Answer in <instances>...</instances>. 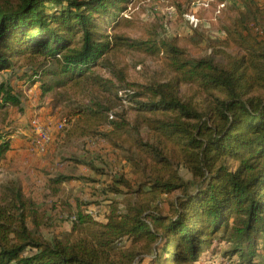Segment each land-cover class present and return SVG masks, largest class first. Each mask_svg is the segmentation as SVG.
<instances>
[{"label":"trees","instance_id":"obj_1","mask_svg":"<svg viewBox=\"0 0 264 264\" xmlns=\"http://www.w3.org/2000/svg\"><path fill=\"white\" fill-rule=\"evenodd\" d=\"M229 1L237 14L222 9L212 37L164 35L126 15L135 0H0V72L43 94L87 92L69 135L101 136L131 166L114 180L125 190L110 186L122 200L102 220L77 213L63 235L46 236L36 201L4 186L0 264H204L219 252L264 264V0ZM129 53L134 80L112 59ZM20 91L1 81L0 108L20 106ZM13 132H0V158Z\"/></svg>","mask_w":264,"mask_h":264},{"label":"rangeland","instance_id":"obj_2","mask_svg":"<svg viewBox=\"0 0 264 264\" xmlns=\"http://www.w3.org/2000/svg\"><path fill=\"white\" fill-rule=\"evenodd\" d=\"M224 1L227 2L224 11L231 15L237 14L232 7L233 1ZM220 2L135 0L128 7L127 14L137 16L143 24L148 27L151 25L152 29H157L164 35L186 34L191 32L192 27H199L209 36L217 37L221 34L217 22H224L223 15L217 14ZM178 5L183 11L182 15ZM186 8L190 13L185 11ZM192 15L195 16L194 20ZM262 26L264 27V21ZM112 59L122 65L128 63L131 66L130 80L141 76L139 55L120 54ZM146 62L153 69L156 67L154 60L147 59ZM10 79L16 89L21 90L22 98L20 106L8 105L0 108V132L14 131L16 140L14 147L0 158V198L5 193L4 186L21 187L25 195L36 201L41 214L44 213L46 224L43 230L48 237L69 232L79 212L102 220L109 211L111 200L123 198V194L110 191V186L117 184L125 190L114 180L122 175L129 178L131 166L124 159L123 153L111 147L103 137L75 138L69 135L76 119L74 108L87 101V92L55 88L43 94L40 85L29 86L28 83L15 80L9 71L0 72V82ZM61 122L66 124L62 129L58 127ZM18 126L21 129L17 131L15 128ZM38 127L51 132V141L43 150L29 141L36 137ZM23 132L28 133V136L23 137ZM92 166L103 173H98ZM183 174L190 177L185 170ZM59 175L71 179L57 188L51 187L50 178ZM232 263L224 260L221 252L212 260L204 259V264Z\"/></svg>","mask_w":264,"mask_h":264},{"label":"built area","instance_id":"obj_3","mask_svg":"<svg viewBox=\"0 0 264 264\" xmlns=\"http://www.w3.org/2000/svg\"><path fill=\"white\" fill-rule=\"evenodd\" d=\"M226 3L227 2H224V1L220 2V4L218 5L217 13H220V11L225 8ZM192 16L194 20L195 16L194 15ZM256 30L259 31L260 33H263V31L260 30L258 27L256 28ZM65 125L66 124L64 122H61L58 127L62 129ZM50 141H51V132L46 128L38 127L36 137H33V141H32L33 144L37 148H40L41 150H43Z\"/></svg>","mask_w":264,"mask_h":264}]
</instances>
